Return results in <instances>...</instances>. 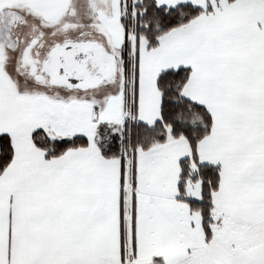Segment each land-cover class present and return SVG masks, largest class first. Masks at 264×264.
<instances>
[{
  "label": "snow or ice",
  "instance_id": "1",
  "mask_svg": "<svg viewBox=\"0 0 264 264\" xmlns=\"http://www.w3.org/2000/svg\"><path fill=\"white\" fill-rule=\"evenodd\" d=\"M0 264H264V0H0Z\"/></svg>",
  "mask_w": 264,
  "mask_h": 264
}]
</instances>
